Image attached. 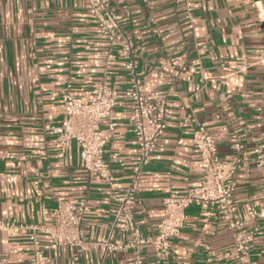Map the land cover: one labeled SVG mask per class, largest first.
Instances as JSON below:
<instances>
[{
  "label": "crops",
  "instance_id": "0c3cea01",
  "mask_svg": "<svg viewBox=\"0 0 264 264\" xmlns=\"http://www.w3.org/2000/svg\"><path fill=\"white\" fill-rule=\"evenodd\" d=\"M108 5L119 16L118 38L135 50L140 90L163 99L167 109L166 129L143 169L135 205L129 215L120 213L118 197L130 185L136 149L126 54L115 48V61L105 63V38L87 14L86 0H0V219L50 226L57 198L77 203L85 197L83 245L56 246L37 231L53 264H240L245 259L234 248L235 230L217 207L186 208L168 254L150 243L164 217L163 198L201 179L194 139L202 126L220 160H238L231 220L253 232L249 263L264 264V170L253 153L264 130V0ZM68 80L82 99L103 80L117 91L116 127L103 149L115 177L110 188L82 166L76 142L63 148L49 129L62 120L60 89ZM250 211L258 215L249 217ZM28 233L0 231V264H29ZM106 240L117 249L103 255Z\"/></svg>",
  "mask_w": 264,
  "mask_h": 264
},
{
  "label": "built area",
  "instance_id": "2783aa9c",
  "mask_svg": "<svg viewBox=\"0 0 264 264\" xmlns=\"http://www.w3.org/2000/svg\"><path fill=\"white\" fill-rule=\"evenodd\" d=\"M147 1V0H143ZM187 15L191 16V3H186ZM86 12L94 20L105 38V63L115 61L113 50L119 48L129 59L125 64L128 71L129 97L132 102L130 123L136 149L131 170L130 185L124 194L118 197L120 213L129 215L136 202L137 185L144 167L149 163L161 135L166 129L167 109L163 99L154 100L140 90L141 81L135 73L136 64L132 60L135 50L124 38H118L119 16L110 9L108 0H86ZM142 50V47L138 48ZM264 67V53L261 58ZM62 102V120L51 129L56 134L58 144L66 148L76 142L80 148L82 166L89 174L98 176L107 187H111L115 177L112 170L103 161V149L108 134H113L116 122L114 109L118 102V94L107 80L97 83L90 98L76 97L72 92V81L68 80L60 89ZM106 121V128L100 126ZM194 147L199 154L201 179L197 185L182 193H170L163 198L164 217L156 224L155 234L150 243L164 254L169 253L172 238L177 237L185 219L184 210L191 205H207L223 210L234 232V248L245 261L250 264L248 254L252 247L253 232L241 230V222L231 220L233 213V192L235 190L234 173L238 168V160L223 161L217 156L214 138L202 126H199L194 139ZM235 149L242 148L236 143ZM253 153L258 166L264 170V130L253 145ZM89 210L87 199H79L77 203L57 198L51 213L50 226L38 227L32 224L17 223L0 219V231L18 234L28 231V240L32 245L29 264H53L51 257L42 250L37 235L38 230L45 231L56 246H81L85 242L83 221ZM258 215L255 211L248 212L249 217ZM259 215H264V212ZM102 254L116 250L117 247L109 240L101 243ZM140 263V261H137Z\"/></svg>",
  "mask_w": 264,
  "mask_h": 264
}]
</instances>
